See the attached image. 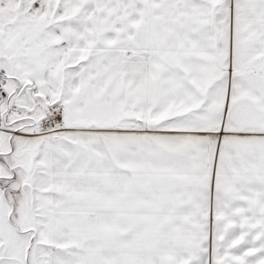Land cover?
<instances>
[{"label": "snow or ice", "instance_id": "6c2138e0", "mask_svg": "<svg viewBox=\"0 0 264 264\" xmlns=\"http://www.w3.org/2000/svg\"><path fill=\"white\" fill-rule=\"evenodd\" d=\"M0 264H264V0H0Z\"/></svg>", "mask_w": 264, "mask_h": 264}]
</instances>
